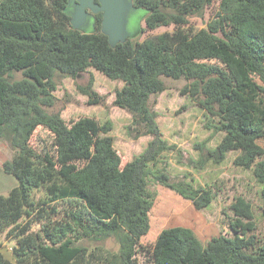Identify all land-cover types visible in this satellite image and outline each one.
<instances>
[{
	"label": "trees",
	"instance_id": "trees-1",
	"mask_svg": "<svg viewBox=\"0 0 264 264\" xmlns=\"http://www.w3.org/2000/svg\"><path fill=\"white\" fill-rule=\"evenodd\" d=\"M133 1L136 10L144 11L131 17L132 25L139 18V30L112 47L101 31L102 14L96 16L94 33L73 28L72 0H0V141L14 151L3 170L18 181L0 196V233L17 240L14 261L0 251V264H139L138 252L147 251L143 238L151 227L150 178L197 210L213 202L211 190L172 180L167 168L159 167L161 157L177 149L163 138L150 107L151 97L166 90L164 78L192 81L183 93L201 99L202 108L219 119L216 131L225 134L206 153L205 143L196 146L202 151L196 167L220 164L228 152L239 151L234 164L252 170L264 185V148L258 144L264 138V0H221L200 30L189 19L214 0ZM169 26L173 32L133 40ZM88 69L124 83L115 106L130 112V131L153 137L144 153L124 167L109 135L110 122L82 118L69 126L50 112L57 79H75ZM15 72L23 79L12 81ZM93 83L80 89L98 104ZM39 127L53 137L52 156L31 145ZM37 192L44 198L37 199ZM261 197L264 202V187ZM68 203L59 215L57 205ZM232 207L234 236L220 235L203 247L190 228L164 230L148 252L151 264H264V244L252 234V205L239 198ZM44 221L49 223L32 231ZM112 239L117 251L103 246ZM93 242L98 245L92 249Z\"/></svg>",
	"mask_w": 264,
	"mask_h": 264
},
{
	"label": "rangeland",
	"instance_id": "rangeland-1",
	"mask_svg": "<svg viewBox=\"0 0 264 264\" xmlns=\"http://www.w3.org/2000/svg\"><path fill=\"white\" fill-rule=\"evenodd\" d=\"M220 2L221 0H214L212 6L208 7L203 14L191 17L190 26L197 30L206 28ZM134 14L139 17L144 15V11L136 10ZM137 21L134 25L130 22L129 33L132 35L139 30V18ZM140 26L146 29L144 21ZM174 29V26H169L160 27L154 31L147 30L133 40L143 42L164 33L173 32ZM82 31L94 33L95 20L90 21ZM21 79H23L21 72H15L11 78L12 81ZM91 79L94 81L93 89L101 97L98 104H91L89 97L80 89L88 86ZM163 80L166 90L151 97L150 107L157 113V122L163 138L170 145H176L177 149L167 151L161 157L159 167H166L172 180H186L195 187L211 190L214 199L208 207L197 210L190 200L150 178L149 189L154 194L153 209L150 213L151 227L149 233L143 238V245L147 251L141 249L138 252L139 264H151L148 252L153 249L157 238L164 230L175 227L190 228L203 247L220 235L234 236L230 228V223L235 219L232 206L239 198H244L252 205L256 225V230L252 234H256L258 241L261 239L264 244V202L261 197L264 185L256 181L252 170H246L234 164L239 151L228 152L226 159L220 164L209 161L203 167H196L195 162L199 160L202 153L201 150L196 149V146L205 143L204 153H206L209 149H215L225 134L216 131L215 125L219 124V119L202 108L201 99H193L189 93H183L185 87L192 81L169 78ZM123 87L122 81L108 79L96 70L88 69L75 79H57V89L54 92L56 104L50 109L51 113H59L69 126L82 118L95 119L101 125L110 122L112 131L109 135L114 139V147L121 157L122 167L143 154L153 140L152 136H138L140 134L137 131H130L129 127L132 124L130 112L115 106L116 92ZM258 144L264 148V138L260 139ZM31 145L47 156L54 154L53 137L47 129L42 127L36 130L31 139ZM13 154L10 144L7 141H0V196H7L18 185V181L3 170V163L10 160ZM36 198H44V193L37 192ZM68 205L70 206V203L57 205L61 212L59 215L65 213ZM48 223L49 221L40 222V225L32 227V231L38 232L41 226ZM16 245V236L9 237L8 232L0 233V251L11 261H14L13 248ZM96 245L98 244L93 242L88 246L93 249ZM103 246L114 251L119 249L114 239Z\"/></svg>",
	"mask_w": 264,
	"mask_h": 264
},
{
	"label": "water",
	"instance_id": "water-1",
	"mask_svg": "<svg viewBox=\"0 0 264 264\" xmlns=\"http://www.w3.org/2000/svg\"><path fill=\"white\" fill-rule=\"evenodd\" d=\"M72 26L82 30L90 22L88 10L93 14H102L101 31L115 47L126 43L130 37L129 25L136 9L133 0H72Z\"/></svg>",
	"mask_w": 264,
	"mask_h": 264
},
{
	"label": "flooded vegetation",
	"instance_id": "flooded-vegetation-1",
	"mask_svg": "<svg viewBox=\"0 0 264 264\" xmlns=\"http://www.w3.org/2000/svg\"><path fill=\"white\" fill-rule=\"evenodd\" d=\"M88 14L90 15V21H92L93 19L95 20V24H96V16L95 14H93L91 11L88 10Z\"/></svg>",
	"mask_w": 264,
	"mask_h": 264
}]
</instances>
